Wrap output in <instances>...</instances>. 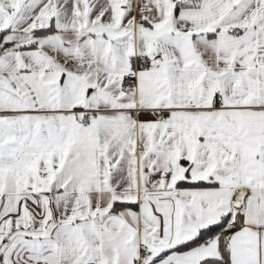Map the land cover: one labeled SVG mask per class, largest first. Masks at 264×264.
Listing matches in <instances>:
<instances>
[{"label":"snow or ice","instance_id":"obj_1","mask_svg":"<svg viewBox=\"0 0 264 264\" xmlns=\"http://www.w3.org/2000/svg\"><path fill=\"white\" fill-rule=\"evenodd\" d=\"M0 264H264V0H0Z\"/></svg>","mask_w":264,"mask_h":264}]
</instances>
